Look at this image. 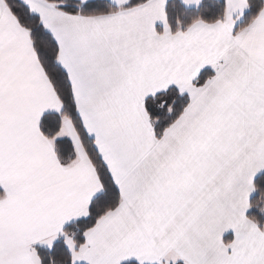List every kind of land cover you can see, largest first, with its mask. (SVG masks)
<instances>
[{
	"label": "snow or ice",
	"instance_id": "obj_1",
	"mask_svg": "<svg viewBox=\"0 0 264 264\" xmlns=\"http://www.w3.org/2000/svg\"><path fill=\"white\" fill-rule=\"evenodd\" d=\"M0 264H264V0H0Z\"/></svg>",
	"mask_w": 264,
	"mask_h": 264
}]
</instances>
